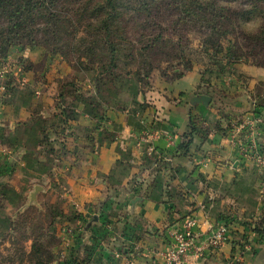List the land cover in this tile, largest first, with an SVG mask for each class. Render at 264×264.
<instances>
[{"label":"crops","instance_id":"crops-1","mask_svg":"<svg viewBox=\"0 0 264 264\" xmlns=\"http://www.w3.org/2000/svg\"><path fill=\"white\" fill-rule=\"evenodd\" d=\"M24 50H12L8 60L25 58ZM242 69L248 82L264 81V69ZM32 71L0 97V243L39 186L36 199H48L49 232L61 242L55 264H162L167 230L187 216L197 222L198 242L233 224L221 249L189 264H264V235L252 232L264 218V173L227 138L231 122L250 118L249 96L221 106L216 93L227 83L193 69L172 81L153 77L144 95L98 87L58 105L62 77L45 76L48 84L37 86ZM234 81L228 92L241 93ZM201 95L208 105L195 101ZM190 114L204 132L187 156L178 155Z\"/></svg>","mask_w":264,"mask_h":264},{"label":"trees","instance_id":"trees-1","mask_svg":"<svg viewBox=\"0 0 264 264\" xmlns=\"http://www.w3.org/2000/svg\"><path fill=\"white\" fill-rule=\"evenodd\" d=\"M221 3L222 0H0V64H5L11 51L19 48L35 54V59L31 61L43 62L48 69L57 59L64 63L73 62L81 69L95 65L96 75L92 87L96 92L98 82H114L119 80L121 74L129 76L133 71L137 75L138 71L143 72V78L149 81L154 76L153 73L148 77L154 70L148 60L150 56L157 52L165 54L161 50L169 48L182 53L180 42H175L167 35L163 26L166 17L171 27L192 23L209 32L202 47L209 59L205 69L211 71L221 67V60L208 54L209 50L213 49L218 55L223 50L220 39L230 33L224 28V25L230 24L224 14L230 5L224 6ZM130 31L138 32V38H134ZM251 37L254 42L263 43L264 47V30ZM32 62L23 56L18 59L24 71L33 70ZM27 63L28 66H25ZM181 64L183 70H174L172 77L162 73L157 75L172 81L181 78L186 72L198 69L189 59ZM205 69L198 70L204 74ZM60 81H56L58 105H63L65 96L85 97L90 92H84L76 80L71 79L62 85ZM141 94L145 92L141 91ZM250 108V112L264 114V93L250 97ZM62 113L65 123L72 120L69 109L64 107ZM195 120L196 117L190 114V131L182 136V142L177 145L175 153L178 155L187 156L194 136L204 132L198 128ZM17 217L10 223L8 241L12 249L10 254L13 253L14 257L7 256L9 264H28V261L29 264L54 263L53 256L47 257L48 251L52 254L49 241H55L54 236L40 228L39 233H30L17 240L14 234L16 236L20 228L26 232L30 220L24 219L21 212L17 213ZM228 218L221 216L219 220ZM221 225L231 230L233 224L225 222ZM252 232L264 235V218L255 224ZM29 241L31 245L29 251H26L25 244Z\"/></svg>","mask_w":264,"mask_h":264},{"label":"rangeland","instance_id":"rangeland-1","mask_svg":"<svg viewBox=\"0 0 264 264\" xmlns=\"http://www.w3.org/2000/svg\"><path fill=\"white\" fill-rule=\"evenodd\" d=\"M221 4L224 6L230 5L229 10L227 9L224 13L225 16L230 20V24L224 25V28L229 30L230 33L226 37H222L220 39V44L223 50L218 55L213 49L209 50L208 48V54L215 56V58L219 61L221 60V67L218 66L215 69H211V71H209L210 69H205V66L208 65L209 62L207 54L204 52V49L202 47L205 38H207L209 34L206 29L202 30L201 28L193 26L192 23H180L176 27H171L170 25H168L170 22L166 21V17H164L165 19H163V26L167 30V35L170 36L175 42H180L181 46L183 47L182 53H180V50L176 49V51L172 48H169L161 50V52L164 51L165 54L157 52L156 55L150 56L148 60L151 62L154 70L148 77H150L153 73L154 76L152 75L149 81L143 78V76L145 75L143 74V72L138 71L137 75L136 71H133L129 76L121 74L119 80H116L114 82H109V80L98 82V87L100 86L102 89L104 88L103 91L109 88L112 91V94H116V89H122L123 94H129L135 91H144L146 93L147 91L151 90V79H154L155 76H158L157 74L162 73L167 75L168 77H172L174 74V70L182 71L183 66L181 63H183L185 59H189L200 71L205 69L204 74H213L216 80H222L221 84L224 82L227 83L226 91L221 88L218 89L216 93L218 95L216 97L219 99V103L221 104V106L223 105L224 101L222 99H227V102L229 103H235L237 100L242 98L243 95L249 96L250 98L252 97V95L255 96L256 94L264 93V81H256V83L254 84L248 82L249 75L242 69V67L264 69L263 43H261L260 41L254 42L251 37L252 35H257L259 31L264 30V0H222ZM131 33L134 38H138V32ZM35 57L36 55L31 53L25 55V58L29 61L32 59L34 60ZM57 61H54L52 65L49 66L50 69L46 67V63V65H44L43 62H32V76H34V81L38 83L37 86L47 85L48 83L46 82H49L48 80L53 81V79L58 75L59 77H62L58 78L59 81L61 80V85L73 79L76 80L80 86H82L84 92L93 88L92 82L94 81L96 75L95 65L89 66L85 69H81L78 68V66L73 62L66 61L69 64L68 65L66 62L64 63V61L60 62V59H57ZM2 66H7L8 71L11 72L7 74L3 79H0V87H4V90L2 91V94H0V97L4 98L5 95L9 93L14 87L20 85L19 83L22 77L19 76L23 74L24 66H20L18 64V61L15 64L11 63L8 58L5 64H0V69ZM25 66H28V63L25 64ZM47 70L49 74L46 72ZM15 72H17L18 74L14 75ZM43 73L46 74V82L44 80ZM210 74H208V76ZM225 78H232V80L230 82H227L224 81ZM10 80H13V82H11ZM90 80L93 81L89 85ZM234 80H237L240 83L242 90L241 93L233 92L232 90L231 92H228V88L231 86V82ZM153 81H155V79ZM148 84L150 85V88ZM248 84L251 85L249 86ZM35 94H39V92L36 91ZM69 98L72 99L73 97ZM106 101H108V98H106ZM108 103L110 104L111 101H108ZM36 196L37 194L35 195L33 202H30V197L27 198L25 205L21 210V214L24 219L30 218V220L27 219L28 223L26 226V228L29 229H27V231L25 232L23 228H20L17 235L15 236L14 234V238L17 237V240H20L21 237L30 233H32L33 235L39 233L40 228H42L43 230L45 229V231L51 234L49 232V227H51L50 222H52V215L49 207V201L44 197H39L37 200ZM54 238L55 241H49L52 254L51 251H48L49 254H47V257L53 256L55 261L52 264H55V262L57 261L56 256L57 254L59 255L61 244L59 239H57L55 236ZM30 245L31 243L28 242L26 244V247L29 249ZM11 252L12 249L10 242L7 239L3 240V243H0V264H9V259L7 256L10 255V257H14L12 255L13 253L10 254Z\"/></svg>","mask_w":264,"mask_h":264},{"label":"built area","instance_id":"built-area-1","mask_svg":"<svg viewBox=\"0 0 264 264\" xmlns=\"http://www.w3.org/2000/svg\"><path fill=\"white\" fill-rule=\"evenodd\" d=\"M8 71L7 66L0 69V79ZM24 79L20 85L24 84ZM4 87H0V94ZM264 131V114L251 113L250 118L236 119L228 127L227 138L235 146L242 159L255 163L264 173V144L261 137ZM261 194L264 195V182H261ZM197 222L192 216H187L176 226L167 230L169 246L163 254L162 264H189L192 257L200 258L205 253L219 250L229 241V228L224 225L217 226L204 242H198L196 232Z\"/></svg>","mask_w":264,"mask_h":264},{"label":"water","instance_id":"water-1","mask_svg":"<svg viewBox=\"0 0 264 264\" xmlns=\"http://www.w3.org/2000/svg\"><path fill=\"white\" fill-rule=\"evenodd\" d=\"M195 101L199 102V103H203L204 105H208L210 103L211 99L208 96L201 95V96L195 98ZM39 190H41V188L39 186L35 187L34 192L30 196V202H33L35 195L39 192Z\"/></svg>","mask_w":264,"mask_h":264}]
</instances>
